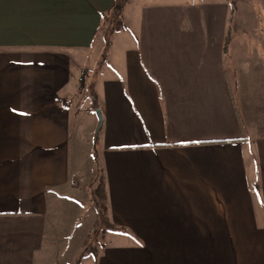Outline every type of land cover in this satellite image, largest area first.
Listing matches in <instances>:
<instances>
[{"label":"crops","instance_id":"1","mask_svg":"<svg viewBox=\"0 0 264 264\" xmlns=\"http://www.w3.org/2000/svg\"><path fill=\"white\" fill-rule=\"evenodd\" d=\"M113 4L0 0V264H42L64 213L77 234L64 100L92 55L114 228L91 264H264V54L247 40L264 0H131L108 37Z\"/></svg>","mask_w":264,"mask_h":264},{"label":"rangeland","instance_id":"2","mask_svg":"<svg viewBox=\"0 0 264 264\" xmlns=\"http://www.w3.org/2000/svg\"><path fill=\"white\" fill-rule=\"evenodd\" d=\"M161 1V0H160ZM122 29V28H121ZM120 29V30H121ZM238 32V39L245 33V30L240 28L236 29ZM253 39L247 37V40H253L252 47L254 57L263 56L264 54V23L263 28L260 30H253ZM262 40V42H261ZM111 41V40H110ZM105 42V40H103ZM102 42V43H103ZM107 42V40H106ZM111 42L106 43L105 54L108 55L111 52ZM259 54V55H258ZM93 57V55H92ZM87 59L82 62V70H78L77 79L74 93H69L64 103L70 110H74L75 107L78 112L73 115L74 120L77 122L78 141V159L80 162V171H85L81 178L77 181L78 194L76 200L82 199L84 211L80 220L76 226L75 231L77 234L83 228V226L92 225V230L89 233V240L83 245L78 242L81 234L73 232V223L66 221V214L58 219L62 233L59 232V236L56 237L55 242L51 240V250L46 252L42 257V264H91L95 259V255L100 251L101 246L105 242L102 234L104 231L103 226H99V212L100 208L104 210L106 214V202L103 199V195L100 204L97 203V199L94 198V190L99 186L102 190V169L100 166V157L98 155L99 141L95 132L98 125V116L96 113L95 99L91 90L93 83L97 78L99 69V63H103V59L100 56L96 58ZM264 57V56H263ZM77 82V85H76ZM71 89V87H69ZM96 141V142H95ZM100 150V149H99ZM99 193V192H98ZM79 202V201H78ZM79 202V203H80ZM98 218V219H97ZM89 229V228H88ZM87 229V230H88ZM100 229L101 233L97 234ZM87 239V237H86Z\"/></svg>","mask_w":264,"mask_h":264},{"label":"trees","instance_id":"3","mask_svg":"<svg viewBox=\"0 0 264 264\" xmlns=\"http://www.w3.org/2000/svg\"><path fill=\"white\" fill-rule=\"evenodd\" d=\"M130 1L131 0H114V4H113L110 12L108 14L103 15V17H102V29L106 27L108 37L112 36L115 32H117L118 30H120L121 28L124 27V21L122 18L123 17L122 16L123 9ZM107 42H110V40L108 39ZM227 43H228V40L226 38L225 44H227ZM95 107H97V106H95ZM93 194H94V198L97 199V203L100 204L101 199H99V198L101 197V195H103V199L105 201V194H104L103 188L101 190V188L99 186H97L96 189L94 190ZM105 206H106V204H105ZM100 211L101 212H99V226H103V228L107 229V230L114 228L112 225L109 224L104 210H102L100 208ZM96 233L100 234L101 233L100 229Z\"/></svg>","mask_w":264,"mask_h":264},{"label":"water","instance_id":"4","mask_svg":"<svg viewBox=\"0 0 264 264\" xmlns=\"http://www.w3.org/2000/svg\"><path fill=\"white\" fill-rule=\"evenodd\" d=\"M96 113H97V116H98V125H97V128H96L95 135H96V137H98V135H99V133L102 130V127H103V115H102L101 109L99 107L96 108Z\"/></svg>","mask_w":264,"mask_h":264}]
</instances>
